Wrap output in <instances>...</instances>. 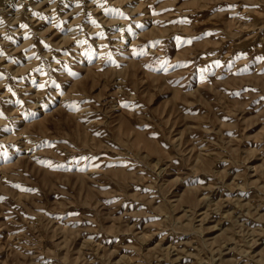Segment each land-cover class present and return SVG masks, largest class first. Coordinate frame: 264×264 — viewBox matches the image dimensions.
I'll use <instances>...</instances> for the list:
<instances>
[{"label": "rangeland", "instance_id": "1", "mask_svg": "<svg viewBox=\"0 0 264 264\" xmlns=\"http://www.w3.org/2000/svg\"><path fill=\"white\" fill-rule=\"evenodd\" d=\"M0 264H264V0H0Z\"/></svg>", "mask_w": 264, "mask_h": 264}]
</instances>
